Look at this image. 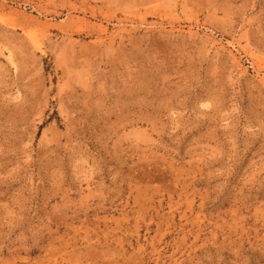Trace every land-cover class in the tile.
<instances>
[{
	"label": "rangeland",
	"instance_id": "1",
	"mask_svg": "<svg viewBox=\"0 0 264 264\" xmlns=\"http://www.w3.org/2000/svg\"><path fill=\"white\" fill-rule=\"evenodd\" d=\"M0 264H264V0H0Z\"/></svg>",
	"mask_w": 264,
	"mask_h": 264
},
{
	"label": "bare ground",
	"instance_id": "2",
	"mask_svg": "<svg viewBox=\"0 0 264 264\" xmlns=\"http://www.w3.org/2000/svg\"><path fill=\"white\" fill-rule=\"evenodd\" d=\"M1 10L3 11V9H1ZM14 10H15V13L18 12L17 9H14ZM14 10H13V11H14ZM13 11H12V12H13ZM12 14H14V12H13ZM19 14H20V12H19ZM10 15H11V14H10ZM17 15H18V13H17ZM25 15H26V14H25ZM19 16H20V15H19ZM29 16H30V15H29ZM29 18H30V17H29ZM35 18H36V17H35ZM26 19H27V18H26ZM31 19H32V18H30V20H31ZM36 19H39V18H36ZM28 21H29V19H28ZM32 22H33V20H32ZM32 22H31V23H32ZM35 23H36V21H35ZM36 24H37V23H36ZM36 24H35V25H36ZM38 24H40V23L38 22ZM32 33H33V32H32ZM32 35H33V34H32ZM30 36H31V35H30ZM32 37H33V36H32ZM261 63H262V62H261ZM260 65H261V64H260Z\"/></svg>",
	"mask_w": 264,
	"mask_h": 264
}]
</instances>
